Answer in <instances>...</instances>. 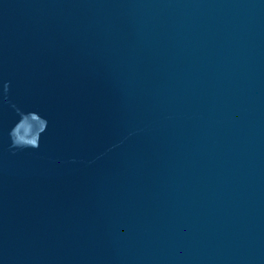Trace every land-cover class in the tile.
<instances>
[{"label": "water", "instance_id": "obj_1", "mask_svg": "<svg viewBox=\"0 0 264 264\" xmlns=\"http://www.w3.org/2000/svg\"><path fill=\"white\" fill-rule=\"evenodd\" d=\"M0 264H264V0H0Z\"/></svg>", "mask_w": 264, "mask_h": 264}]
</instances>
